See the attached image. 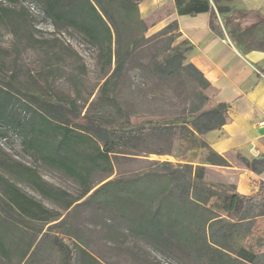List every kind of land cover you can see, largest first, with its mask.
<instances>
[{
    "label": "trees",
    "instance_id": "1",
    "mask_svg": "<svg viewBox=\"0 0 264 264\" xmlns=\"http://www.w3.org/2000/svg\"><path fill=\"white\" fill-rule=\"evenodd\" d=\"M23 1L57 33L74 32L94 50L102 82L90 107L100 105L103 114H82L69 96L45 100L12 80H0V138L14 135L27 156L75 188L73 193L48 184L35 168L0 149V264H58L55 236L73 238L71 220L80 213L103 225L111 241L138 240L189 264H264V218H255L264 203V185L250 196L231 194L203 183L202 166L166 161H150L145 172L109 179L139 144L138 130L117 98L120 82L132 70L143 79L135 92L140 107L148 101L145 79L195 85L179 106L162 92L160 101L154 99L172 111L165 123L168 152L174 141H184L188 153L208 147L205 162L227 166L202 139L225 124L227 108L215 104L214 88L191 63L194 46L189 40L176 41L181 36L177 22L146 36L149 26L138 13L143 0H0V28L40 49L49 41L40 31L38 38L30 31V6ZM229 1L214 0L213 8L208 0H174V6L179 15L208 13L209 29L218 37L223 36L220 17L228 38L245 53L252 49V30L264 23V16L245 10L234 14ZM49 59L45 66L50 73ZM242 160L251 170L264 166V156ZM20 183L55 208L28 196ZM213 199L221 205L209 204ZM73 258L78 264H101L79 245Z\"/></svg>",
    "mask_w": 264,
    "mask_h": 264
},
{
    "label": "rangeland",
    "instance_id": "2",
    "mask_svg": "<svg viewBox=\"0 0 264 264\" xmlns=\"http://www.w3.org/2000/svg\"><path fill=\"white\" fill-rule=\"evenodd\" d=\"M23 3L24 6H30L32 17L30 31L34 33L36 38L40 37L38 33L40 31L42 36L49 42L44 44L43 49L31 45L29 47L21 39L14 37L9 29L1 27L0 80L2 82L12 80L16 87L29 93H35L45 100L59 101L65 95L69 96L76 100L77 107L82 114L86 112H89V114H103L100 105L95 104L90 107L91 100L97 96L102 82L99 80V68L95 65V58H93L95 55L94 50L74 32L57 33L38 10L26 1H23ZM4 5L11 6L7 3H4ZM228 8L237 15H240L243 11L239 9L238 0H230ZM170 10L169 5H165L146 20L149 26L146 36L157 32L165 24V22L161 23L159 21L169 15ZM176 41L180 42L181 40ZM45 58H51L49 59L51 60L50 73L46 68L48 66H45L47 62ZM143 58L145 59V56H142L141 59L144 60ZM70 76H75L78 81L71 82L69 80ZM145 81H147L149 87L148 101L141 107L135 93L139 84L143 82L138 73L132 70L129 76L119 84L117 98L122 103L126 113L130 114L131 126L138 130L139 144L134 151V156H131V159L121 160L109 179L145 172L148 170L147 165L150 161L161 163L166 161L177 165L185 164L191 157H199L198 164L192 166H202L203 176L201 181L216 190L250 196L254 194L252 191H255L256 188L258 190L259 185H264V166L257 170L248 169L242 159L245 158L249 161L253 158L248 159L237 150L223 157L227 161V166H214L206 163L209 152L208 147H198L193 155H189L186 150L188 143L184 141H174L171 151L168 152L169 141L165 123L170 119L168 115L172 111L167 105L159 103L160 94L162 92L167 97L172 98L174 104L176 103L179 106L183 101V97L192 94L195 85H185L178 81L157 83L151 81L150 78L145 79ZM141 114H144V116H141ZM204 136L202 137L203 140ZM206 143L208 144L207 141ZM0 149L11 159L35 168L48 184L74 193L75 188L70 180L56 172L46 170L42 165L33 161L22 151L19 140L14 135L0 138ZM263 156L260 155L256 159ZM239 176L247 184L246 194L237 191ZM251 185L254 188H250ZM17 186L47 208H55L52 203L44 200L26 184L20 183ZM209 204L221 205V201L213 199ZM255 218H264V203L257 209ZM71 223L73 238L66 235H56L54 239L58 264H78L77 260L73 258V250L76 245L84 247L101 264H189L181 257L163 256L138 240L127 238L123 244L111 241L106 238L107 232L104 226L98 224L89 214H77L71 220Z\"/></svg>",
    "mask_w": 264,
    "mask_h": 264
},
{
    "label": "crops",
    "instance_id": "3",
    "mask_svg": "<svg viewBox=\"0 0 264 264\" xmlns=\"http://www.w3.org/2000/svg\"><path fill=\"white\" fill-rule=\"evenodd\" d=\"M214 8L213 1L208 0ZM225 4V0H218ZM239 9L264 16V0H238ZM169 5V15L159 22L161 28L172 21L177 22L180 40H189L194 46L190 54L191 63L198 69L215 90V104L227 108L225 124L204 136L209 147L219 156L237 150L246 158L256 159L264 155V23L252 30V49L241 51L228 38L222 20L218 17L222 37L215 36L209 29L208 13L179 15L174 0H143L138 13L145 20L158 9ZM196 151L192 150L189 155ZM199 157H191L185 163L198 164ZM239 176L237 188L247 184ZM250 188H254L253 185ZM238 191V189H237ZM257 188L255 191L256 192ZM239 192V191H238ZM240 193V192H239ZM247 191L241 194H246Z\"/></svg>",
    "mask_w": 264,
    "mask_h": 264
},
{
    "label": "bare ground",
    "instance_id": "4",
    "mask_svg": "<svg viewBox=\"0 0 264 264\" xmlns=\"http://www.w3.org/2000/svg\"><path fill=\"white\" fill-rule=\"evenodd\" d=\"M240 181H242V179ZM237 189L240 193H244L245 191H247L244 184H240Z\"/></svg>",
    "mask_w": 264,
    "mask_h": 264
}]
</instances>
